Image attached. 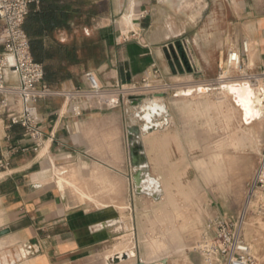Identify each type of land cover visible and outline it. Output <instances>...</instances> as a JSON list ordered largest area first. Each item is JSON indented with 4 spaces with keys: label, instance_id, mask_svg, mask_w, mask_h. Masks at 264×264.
<instances>
[{
    "label": "crops",
    "instance_id": "0c3cea01",
    "mask_svg": "<svg viewBox=\"0 0 264 264\" xmlns=\"http://www.w3.org/2000/svg\"><path fill=\"white\" fill-rule=\"evenodd\" d=\"M86 1L83 7H75L79 13L66 26L42 36L45 49L61 50L50 64L64 62L54 95L37 106L44 133L42 149L35 151L24 129L9 127L6 115L0 113V157L9 161L0 175V232L8 230L0 237L2 264L23 248L28 257L11 264H153L160 259L168 264V234L147 241L139 262L132 242L131 223L152 198L133 191L128 131L139 122L131 97L150 96L161 101L167 112L159 120V129L142 134L141 141L148 173L159 180L168 198L172 197L168 185L154 174L173 173L186 159L251 156L257 162L250 183L264 153V118L248 124L223 91L233 82L216 77L228 55L195 54L197 70L191 71L173 53V44L189 40L188 34L194 47L200 48L196 31L206 12L202 3L192 8L186 0ZM245 8L246 13L259 15L246 25L252 31L255 57L249 68V53L243 56L244 72L253 74L264 69V5ZM125 16L134 18L136 28L123 26ZM71 60L76 63L69 64ZM155 68L160 79L148 89L139 86ZM88 72L96 76L105 91L103 99L109 102L90 101L81 117H73L64 96L87 88ZM227 73L222 69L221 77ZM9 83L16 85L17 80L10 77ZM131 87L139 88V93L130 95ZM189 88L190 95L186 93ZM201 88L206 90L203 95ZM256 93L264 105V88ZM157 94L167 97L158 100ZM14 108L21 110L20 105ZM234 125L238 127L233 129ZM232 142L240 144L232 146ZM126 186L128 193L123 191ZM236 208L224 204L218 210L231 215L238 213ZM174 212L181 217V211ZM163 229L170 231L167 226ZM169 237L174 244L178 241L175 234ZM99 254H106V262L91 261ZM114 257L120 262H112Z\"/></svg>",
    "mask_w": 264,
    "mask_h": 264
},
{
    "label": "rangeland",
    "instance_id": "374dc122",
    "mask_svg": "<svg viewBox=\"0 0 264 264\" xmlns=\"http://www.w3.org/2000/svg\"><path fill=\"white\" fill-rule=\"evenodd\" d=\"M186 1V4L192 8L194 7L193 4L201 7L202 3L206 12L202 14L201 28L196 31L199 33L201 41L200 48L194 47V44L191 43V34L187 35L189 40L183 41L184 48L191 50L193 56L202 53L214 54L218 58L222 52L226 57L229 50L235 48L238 50L248 41L249 68H252L255 51H253L254 44L252 45L250 38L252 31L250 28H246V25H250L259 15L246 13L245 7H247V11L255 9L257 5H264V0ZM143 17L144 15L140 16V18ZM123 33L128 34L126 29ZM213 43L215 44L213 45ZM175 47L176 51L172 49L174 55L180 58L182 55L185 56L181 43L175 44ZM221 63L223 70L228 72L223 80L226 81L228 78L231 82H239L241 79L239 71L226 67L223 60ZM220 73L221 71L216 72L217 78L221 75ZM141 85H143L142 82L139 83V86ZM189 90L192 89L189 88L187 91ZM223 91L231 98L227 90L223 89ZM203 94L205 93H201V95ZM145 97L150 98V96ZM255 123L257 122L254 121L251 126ZM237 127L238 125H234L232 128L236 129ZM239 144V142H232V146ZM249 144H251L250 141ZM216 149L219 150L218 142ZM256 162L257 157L251 156L216 157L214 160L211 158H192L177 165L173 173L154 174L158 178L161 177L163 183L168 185L172 197L168 198L166 194H163L157 203L149 199L135 215L131 223V233H133L132 242L138 262L146 252L145 243L153 237L166 233L168 234L166 239L171 248L170 253L166 256L168 264H207L197 252V246L205 235L210 236L207 231L208 220L215 213L216 217L227 215L218 210L219 205H235L238 212L236 215L240 213L245 200L246 187L252 178ZM123 191L128 193L127 186ZM259 199L264 202V194H259ZM251 207V212L245 221L244 233L260 264H264V216L257 213L254 205ZM175 210L181 211V217L176 216ZM164 226L169 227L170 231L163 229ZM170 234L178 236V241L176 240L175 244L169 237ZM179 247L181 248L180 252L176 251ZM105 256L106 254H99L93 257L91 261L104 263L106 262ZM153 262V264L165 263L161 259Z\"/></svg>",
    "mask_w": 264,
    "mask_h": 264
},
{
    "label": "built area",
    "instance_id": "2783aa9c",
    "mask_svg": "<svg viewBox=\"0 0 264 264\" xmlns=\"http://www.w3.org/2000/svg\"><path fill=\"white\" fill-rule=\"evenodd\" d=\"M40 2L41 0H0V113L6 115L9 127L21 126L24 129L25 134L33 142L35 151L42 148L44 141L37 106L41 100L55 93L53 88L44 82V66L34 59L29 38L23 28L30 8L39 6ZM180 43L184 48V42ZM172 49L176 51L175 44ZM184 51L189 67L192 71L197 70L191 50L184 48ZM248 53L249 46L245 42L242 50L229 52L225 66L239 71L241 75L239 82L248 83L252 89L261 91L264 88V69L256 74L244 73L243 56L245 57ZM10 77L17 80L16 85H10ZM85 77L87 88H77L64 96L68 107L67 112L73 117L82 116V109L86 103L104 97L105 91L99 85L96 76L88 72ZM220 78L223 79L221 75ZM159 79L160 72L155 68L143 79V88H150L152 82ZM138 89L131 87L128 93L136 95L139 93ZM103 100L109 102L107 99ZM17 105H20V111L14 108ZM8 167V159L2 155L0 175ZM259 194H264V153L252 181L246 188L240 213L217 216L208 220L207 231L210 236L205 235L197 246V252L207 264H260L244 233L245 221L251 212L252 205L257 209L258 214L264 216V202L259 199Z\"/></svg>",
    "mask_w": 264,
    "mask_h": 264
},
{
    "label": "trees",
    "instance_id": "16d2710c",
    "mask_svg": "<svg viewBox=\"0 0 264 264\" xmlns=\"http://www.w3.org/2000/svg\"><path fill=\"white\" fill-rule=\"evenodd\" d=\"M85 4H88L86 0H41L39 8L32 6L25 19L23 28L29 38L32 55L38 63L44 66V82L51 88H54L56 83L62 79L64 62L57 60L55 65L50 64L61 50L45 49L42 36L46 32L66 26L79 13L75 7L79 5L83 7ZM90 13L89 11L85 19L87 23L90 22ZM72 50L76 51L74 47ZM75 63L74 60L69 62V64Z\"/></svg>",
    "mask_w": 264,
    "mask_h": 264
},
{
    "label": "water",
    "instance_id": "95a60500",
    "mask_svg": "<svg viewBox=\"0 0 264 264\" xmlns=\"http://www.w3.org/2000/svg\"><path fill=\"white\" fill-rule=\"evenodd\" d=\"M181 60L188 65L186 57L182 55ZM192 71V69L189 67ZM246 86H249L248 83H242ZM233 85H239V83H233ZM156 97L160 100L166 99V94H157ZM150 100L152 98H149ZM132 101V106L137 107L135 118L139 122L138 125L131 126L128 131V141H129V155L130 163L133 169L131 180L133 185V191L135 195H147L154 200H159L164 191L161 189V185L158 179L153 178L148 173V163L147 158L144 153L143 144L141 141V135H146L149 132L159 129L160 118L165 115L167 112L163 105L158 107L159 111H152V121L147 123L144 117H141L143 110L142 107L146 104L147 98L143 97H131L129 99ZM8 230H3L0 232V237L6 235ZM124 259L128 258L125 254ZM112 262H120L119 257H114Z\"/></svg>",
    "mask_w": 264,
    "mask_h": 264
},
{
    "label": "bare ground",
    "instance_id": "6f19581e",
    "mask_svg": "<svg viewBox=\"0 0 264 264\" xmlns=\"http://www.w3.org/2000/svg\"><path fill=\"white\" fill-rule=\"evenodd\" d=\"M133 21H134L133 17L125 16L122 19V24L123 26L131 24V27L133 26V28H136V24ZM126 32H128V29H126ZM247 44L249 46L248 41H247ZM223 89L227 90L228 93L231 95V99L233 103L238 106L241 112V115L245 118V121L248 124L250 123L252 124L254 121L264 117V105L261 104L262 102L259 99L256 93L257 92L256 90L242 83H240L239 85H233V83H230L228 85H225ZM199 92L206 93V90L201 88ZM186 93L190 95L191 91L189 90ZM186 93L184 92V94ZM160 105H161V101L160 102L157 100L146 101V104L142 107L143 113L141 117H144L147 123H151L152 118H153L152 111L158 112L159 111L158 107H160ZM27 257H28V254L26 250L23 248V249H20L17 256L13 257L10 262H7L5 260L4 263L11 264V262L14 263L16 261H19V262L24 261ZM0 264H2L1 259H0Z\"/></svg>",
    "mask_w": 264,
    "mask_h": 264
}]
</instances>
